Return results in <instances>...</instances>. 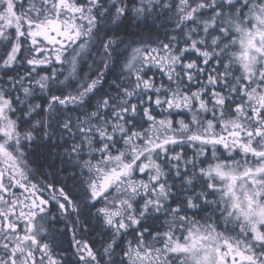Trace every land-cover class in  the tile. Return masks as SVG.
<instances>
[{
	"label": "snow or ice",
	"instance_id": "obj_1",
	"mask_svg": "<svg viewBox=\"0 0 264 264\" xmlns=\"http://www.w3.org/2000/svg\"><path fill=\"white\" fill-rule=\"evenodd\" d=\"M0 264H264V0H0Z\"/></svg>",
	"mask_w": 264,
	"mask_h": 264
},
{
	"label": "trees",
	"instance_id": "obj_2",
	"mask_svg": "<svg viewBox=\"0 0 264 264\" xmlns=\"http://www.w3.org/2000/svg\"><path fill=\"white\" fill-rule=\"evenodd\" d=\"M109 79H112V76H109ZM107 85H105V87H106ZM56 151V149H52V152H55ZM62 151V150H61ZM41 154H42V159H43V150H41ZM49 159H51V158H49ZM56 166H57V168L59 169L61 166H60V163H59V161L57 160L56 161ZM50 171V170H49ZM61 178H62V175H61ZM88 224H89V226H93V224H92V221H88ZM98 227V226H97ZM56 231H57V229L55 228V227H53ZM58 232V231H57ZM92 235L93 236H96V233L95 232H93L92 233ZM69 236H70V234H69ZM63 247H68L67 246V244L65 243V244H63Z\"/></svg>",
	"mask_w": 264,
	"mask_h": 264
},
{
	"label": "rangeland",
	"instance_id": "obj_3",
	"mask_svg": "<svg viewBox=\"0 0 264 264\" xmlns=\"http://www.w3.org/2000/svg\"><path fill=\"white\" fill-rule=\"evenodd\" d=\"M52 227H55L57 229V231H60L63 229L64 225L62 223H53ZM70 237V236H69ZM58 239H60L59 237H57ZM99 238V237H98ZM97 238V239H98ZM65 248V247H64Z\"/></svg>",
	"mask_w": 264,
	"mask_h": 264
},
{
	"label": "flooded vegetation",
	"instance_id": "obj_4",
	"mask_svg": "<svg viewBox=\"0 0 264 264\" xmlns=\"http://www.w3.org/2000/svg\"><path fill=\"white\" fill-rule=\"evenodd\" d=\"M98 238V237H97ZM65 248H67V247H65Z\"/></svg>",
	"mask_w": 264,
	"mask_h": 264
}]
</instances>
